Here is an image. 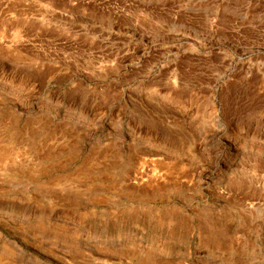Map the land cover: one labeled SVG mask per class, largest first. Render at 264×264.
<instances>
[{
	"label": "rangeland",
	"instance_id": "obj_1",
	"mask_svg": "<svg viewBox=\"0 0 264 264\" xmlns=\"http://www.w3.org/2000/svg\"><path fill=\"white\" fill-rule=\"evenodd\" d=\"M0 152V264H264V0H0Z\"/></svg>",
	"mask_w": 264,
	"mask_h": 264
},
{
	"label": "bare ground",
	"instance_id": "obj_2",
	"mask_svg": "<svg viewBox=\"0 0 264 264\" xmlns=\"http://www.w3.org/2000/svg\"><path fill=\"white\" fill-rule=\"evenodd\" d=\"M3 141V140H2ZM0 153H2V152H0ZM3 153H5V152H3ZM7 154V153H6ZM1 157V156H0Z\"/></svg>",
	"mask_w": 264,
	"mask_h": 264
}]
</instances>
